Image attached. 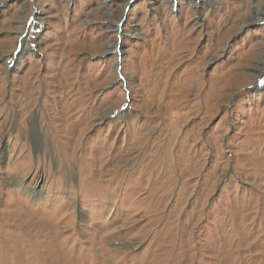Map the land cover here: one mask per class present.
Here are the masks:
<instances>
[{"label": "rangeland", "instance_id": "rangeland-1", "mask_svg": "<svg viewBox=\"0 0 264 264\" xmlns=\"http://www.w3.org/2000/svg\"><path fill=\"white\" fill-rule=\"evenodd\" d=\"M54 259L264 264V0H0V264Z\"/></svg>", "mask_w": 264, "mask_h": 264}, {"label": "bare ground", "instance_id": "bare-ground-1", "mask_svg": "<svg viewBox=\"0 0 264 264\" xmlns=\"http://www.w3.org/2000/svg\"><path fill=\"white\" fill-rule=\"evenodd\" d=\"M203 105V104H202ZM122 115V114H121ZM119 120V119H118ZM164 134V133H163ZM174 135V134H173ZM183 141V140H182ZM173 143V142H172ZM199 152V151H198ZM106 156H107V159H106V161H105V164H104V166L103 167H106V166H108L110 163H112V159H113V154L112 153H106ZM105 157V156H104ZM173 158V157H172ZM100 160H102L103 158L102 157H100L99 158ZM99 160V161H100ZM117 166V165H116ZM116 166H113V167H111L110 169H104V171H105V174L104 175H109V174H111V173H116V171H117V169H115V167ZM51 174V173H50ZM139 174V173H138ZM100 176V175H99ZM101 176H103V175H101ZM67 177V176H66ZM97 178V177H96ZM113 178L111 177V180H112ZM40 182V181H39ZM43 184V183H42ZM33 188L34 189H38V186H36V184H34V186H33ZM18 218V217H17ZM7 220V219H6ZM112 253V252H111ZM56 263H58L55 259L54 260H52V261H50V264H56Z\"/></svg>", "mask_w": 264, "mask_h": 264}]
</instances>
